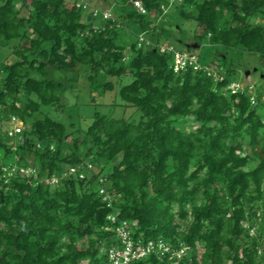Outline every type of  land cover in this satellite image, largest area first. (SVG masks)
I'll return each instance as SVG.
<instances>
[{"label": "trees", "instance_id": "16d2710c", "mask_svg": "<svg viewBox=\"0 0 264 264\" xmlns=\"http://www.w3.org/2000/svg\"><path fill=\"white\" fill-rule=\"evenodd\" d=\"M103 2L110 18L78 1L0 0V46L15 43L12 60L0 63V117L23 126L9 137L0 124V264H109L120 221L135 238L188 246L179 264H264V89H235L240 74L224 56L264 60V0ZM170 7L180 25L196 24L194 45L216 52L214 60L167 42ZM176 53L195 55L202 69L175 70ZM50 69L67 77L56 81ZM83 72L99 94L114 89L111 79L130 77L119 97L140 119L96 112L86 130L67 132L42 112L63 109L64 83ZM71 167L86 178L61 176ZM132 264L173 263L151 256Z\"/></svg>", "mask_w": 264, "mask_h": 264}, {"label": "rangeland", "instance_id": "374dc122", "mask_svg": "<svg viewBox=\"0 0 264 264\" xmlns=\"http://www.w3.org/2000/svg\"><path fill=\"white\" fill-rule=\"evenodd\" d=\"M69 2L78 1L81 4H86L89 7L96 8L100 12L105 9L103 0H66ZM111 12V11H110ZM89 11L84 12L85 18H88ZM170 15L171 23L175 26L173 28V36L167 42L174 45L177 49L185 50L188 47H194L196 53L199 55L202 62L208 61V63L217 57L216 52L211 51L207 46L203 45L199 48L194 45L193 35L196 30V24L194 22L179 24V20L175 13H173V7L168 8L165 11V19ZM87 16V17H86ZM95 22L101 24L102 21L97 19ZM179 24V25H178ZM172 26V27H174ZM180 26V27H179ZM134 40V36H130L128 41ZM15 43L7 47L0 46V63L7 60H12V50ZM128 51V50H126ZM230 62L237 68L240 74V84L256 86V91L264 89V80L261 71L264 70V60H261L255 53H240L236 51H229L226 55ZM261 73V74H260ZM49 76L56 81L65 80L67 76L65 73L50 69ZM110 80V79H107ZM130 77H125L121 80L111 79L115 87L112 91H107L103 94H99L93 91L86 83V73H79L78 81L75 83H67L66 89L60 91V101L63 105V109L58 110L54 107H43L42 112L51 117L55 121L62 122L67 129V132L75 130H86L92 123L94 113H100L101 115L121 118L124 117L131 121H138L141 117V113L133 107H127L119 97V89L121 86L129 84L131 82ZM8 129L7 125H3L2 131ZM2 140L10 143L12 139L3 135ZM111 164L105 167L104 175L108 174L111 170ZM92 189H97V184L92 185Z\"/></svg>", "mask_w": 264, "mask_h": 264}, {"label": "built area", "instance_id": "2783aa9c", "mask_svg": "<svg viewBox=\"0 0 264 264\" xmlns=\"http://www.w3.org/2000/svg\"><path fill=\"white\" fill-rule=\"evenodd\" d=\"M134 6L140 13H146L145 8L141 5L140 2L135 1ZM98 13V10L93 11L94 16H96ZM103 17L105 19L110 18V15L108 12H103ZM146 44L148 45L149 43L146 42ZM166 49L171 50V48L162 46L160 48V51L163 52ZM188 66H192L194 70L202 69V67L198 65L197 57L195 55L176 53L174 58L175 70H183ZM203 69L207 71L208 75L215 74L216 76L214 67H203ZM242 87L243 86L239 84L235 85V89L239 88L243 90ZM1 123L10 126V129L8 131L9 137H14L23 131V126L17 122L15 117H12L10 120H4L0 117V124ZM85 171L92 173V175L94 176H97L99 172L97 167L91 163L86 164ZM85 171H80L79 167H71L66 173L61 176H77L79 179H85ZM20 173L30 174L33 173V171L31 169L21 168ZM46 182L49 185L53 186L58 183V178L54 176L51 177V179H47ZM98 182L100 184L99 195L102 202L106 203L107 206H111L112 196L103 186L105 179L102 177H98ZM107 220H109L114 225L116 222V215L113 214L109 216ZM132 230L133 226L128 224L126 221H120L115 226L114 231L116 234L115 236L117 238L118 245L110 247L106 252L109 264H132L145 260L151 256H155L159 261L167 260L168 262H171L173 264H179V262L189 250L188 246L182 244L174 246L172 244L166 243L162 239L145 241L141 236L135 238L134 236H132ZM252 233H254V230H252L250 234Z\"/></svg>", "mask_w": 264, "mask_h": 264}]
</instances>
